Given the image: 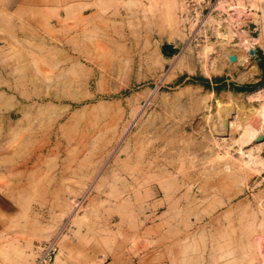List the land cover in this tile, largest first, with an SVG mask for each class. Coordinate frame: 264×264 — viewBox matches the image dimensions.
<instances>
[{"label":"rangeland","instance_id":"374dc122","mask_svg":"<svg viewBox=\"0 0 264 264\" xmlns=\"http://www.w3.org/2000/svg\"><path fill=\"white\" fill-rule=\"evenodd\" d=\"M18 3L0 0V264L54 237L46 264H264V167L217 116L264 102V0H173L169 24L161 0Z\"/></svg>","mask_w":264,"mask_h":264},{"label":"bare ground","instance_id":"6f19581e","mask_svg":"<svg viewBox=\"0 0 264 264\" xmlns=\"http://www.w3.org/2000/svg\"><path fill=\"white\" fill-rule=\"evenodd\" d=\"M161 4L165 10L164 11L165 20L169 24L170 20H172V14H171L172 9H171V7L173 6V0H161ZM223 27H224L223 31H220V29H218V31H217V35L220 38L219 40H216L214 42L213 41H204L201 44H199L200 55H202L204 57H208V54H210L211 52L218 51V50L222 49V47L225 44V41H224L225 38L231 33L228 29V24H225V26H223ZM228 51H230V50H228ZM232 55H235V53L234 54L232 53ZM214 60H215V58H214ZM234 60L238 61L240 59L237 58V56L235 55ZM212 68L213 67H211L210 69H212ZM205 70H206V72H208L209 68L205 67ZM227 95H229V94H227ZM217 107H218L217 108V114H218L217 116H218L219 124L227 126V131L239 130L238 137L235 138L233 141L238 146L237 149L241 155V159L243 160V162L245 164L250 165L251 167L256 168V169H259V167H264V162L260 158V156H258V155L254 156L252 154V152H250L251 148L250 149H244L243 148L244 144L249 143V142L252 143L251 141H253L256 137H258V135L261 132L264 136V102L259 104V106L252 108L251 115L253 117V120H247L244 117L245 120L242 118L243 121H240V119H239L240 116L239 117H233L232 116V114H235V113H232L229 115V112L231 109V106H229V105H228V107L227 106L223 107L221 105V103L219 102ZM224 119H227V122L225 121L226 125H225V123L222 124ZM215 121H217V120L215 119ZM217 124H218L217 122L214 123L215 126L219 125V124L218 125ZM218 134L220 135L221 132H219Z\"/></svg>","mask_w":264,"mask_h":264},{"label":"built area","instance_id":"2783aa9c","mask_svg":"<svg viewBox=\"0 0 264 264\" xmlns=\"http://www.w3.org/2000/svg\"><path fill=\"white\" fill-rule=\"evenodd\" d=\"M182 7L185 8V6H182ZM202 24H203V22H202ZM215 33H216V31H215ZM206 38L207 37H205V39H201V41L208 40ZM185 40H186V43H189V42L192 43L193 42L194 44H197L199 42L196 39V32L195 31L194 32H192V31L188 32V34H186V36H185ZM56 250H57L56 237L38 243L34 247L35 264H46V263L51 262L55 257Z\"/></svg>","mask_w":264,"mask_h":264},{"label":"water","instance_id":"95a60500","mask_svg":"<svg viewBox=\"0 0 264 264\" xmlns=\"http://www.w3.org/2000/svg\"><path fill=\"white\" fill-rule=\"evenodd\" d=\"M162 50H164L165 52H175L176 51V46H174L173 44H168V43H165V44H162L161 46ZM251 52V51H250ZM252 53V52H251ZM231 59H233L234 57L233 56H230Z\"/></svg>","mask_w":264,"mask_h":264},{"label":"crops","instance_id":"0c3cea01","mask_svg":"<svg viewBox=\"0 0 264 264\" xmlns=\"http://www.w3.org/2000/svg\"><path fill=\"white\" fill-rule=\"evenodd\" d=\"M3 4L5 5V6H7V7H5V8H11L12 6H14V5H17V4H19L18 3V0H3ZM25 4V3H24ZM191 73V72H190Z\"/></svg>","mask_w":264,"mask_h":264},{"label":"trees","instance_id":"16d2710c","mask_svg":"<svg viewBox=\"0 0 264 264\" xmlns=\"http://www.w3.org/2000/svg\"><path fill=\"white\" fill-rule=\"evenodd\" d=\"M249 86H250V85H248V84H247V85H245V87H246V88H247V87H249ZM239 89H240V88H239Z\"/></svg>","mask_w":264,"mask_h":264}]
</instances>
